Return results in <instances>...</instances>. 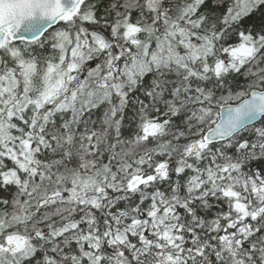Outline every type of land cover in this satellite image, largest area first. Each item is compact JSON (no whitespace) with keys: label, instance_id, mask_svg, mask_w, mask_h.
<instances>
[{"label":"snow or ice","instance_id":"obj_1","mask_svg":"<svg viewBox=\"0 0 264 264\" xmlns=\"http://www.w3.org/2000/svg\"><path fill=\"white\" fill-rule=\"evenodd\" d=\"M0 264H264V0H0Z\"/></svg>","mask_w":264,"mask_h":264}]
</instances>
